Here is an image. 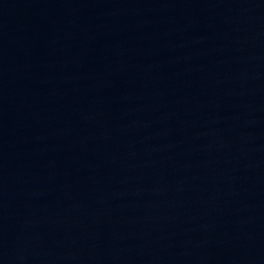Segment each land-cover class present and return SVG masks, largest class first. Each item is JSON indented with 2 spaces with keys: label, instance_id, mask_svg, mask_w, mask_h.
Listing matches in <instances>:
<instances>
[{
  "label": "water",
  "instance_id": "obj_1",
  "mask_svg": "<svg viewBox=\"0 0 264 264\" xmlns=\"http://www.w3.org/2000/svg\"><path fill=\"white\" fill-rule=\"evenodd\" d=\"M0 264H264V0H0Z\"/></svg>",
  "mask_w": 264,
  "mask_h": 264
}]
</instances>
